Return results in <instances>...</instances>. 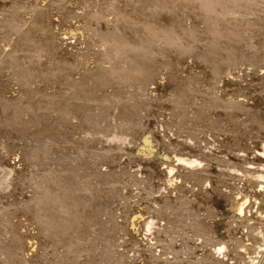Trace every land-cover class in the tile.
<instances>
[{
	"label": "rangeland",
	"instance_id": "1",
	"mask_svg": "<svg viewBox=\"0 0 264 264\" xmlns=\"http://www.w3.org/2000/svg\"><path fill=\"white\" fill-rule=\"evenodd\" d=\"M163 3L0 0V264L257 254L230 206L264 211V0Z\"/></svg>",
	"mask_w": 264,
	"mask_h": 264
},
{
	"label": "bare ground",
	"instance_id": "2",
	"mask_svg": "<svg viewBox=\"0 0 264 264\" xmlns=\"http://www.w3.org/2000/svg\"><path fill=\"white\" fill-rule=\"evenodd\" d=\"M160 1V3H162V1L165 3L166 2V4H167V6H169L170 4H173V8H174V5L175 6H177L178 8H180V9H183V10H185V11H187L188 13H196V12H200L201 13V11L203 12V11H205L206 12V10H207V12L208 11H211L212 9H214V8H216V10H217V7L216 6H219V4L223 1H225V0H159ZM228 1V0H227ZM232 1V0H231ZM237 1V0H236ZM168 2V3H167ZM163 3V4H164ZM227 3H229V2H227ZM156 4H158V2L156 3ZM169 4V5H168ZM226 4V3H225ZM224 4V5H225ZM227 5V4H226ZM230 5V4H229ZM161 6H162V4H161ZM167 6H164V7H167ZM221 6H223V4L221 5ZM163 7V6H162ZM170 7H172L171 5H170ZM176 7V10H178V8ZM224 7V6H223ZM209 9H211V10H209ZM224 9V8H223ZM174 11H175V8H174ZM219 11V10H218ZM221 11H222V9H221ZM179 12V11H178ZM184 11H182L181 10V13H183ZM187 12H185L184 13V17H185V14H188ZM220 12V11H219ZM203 14V13H202ZM213 14V13H212ZM182 15V14H181ZM200 15V14H199ZM206 15V14H205ZM209 15V14H208ZM122 16V15H121ZM201 16V15H200ZM188 17V16H187ZM193 17V16H192ZM196 17V16H195ZM186 18V17H185ZM189 20V19H188ZM191 20V19H190ZM229 29V28H228ZM225 30V29H224ZM227 31V30H226ZM229 32H231V31H229ZM112 34V33H111ZM114 34V33H113ZM120 34V33H119ZM126 34V33H125ZM226 34H228V32L226 33ZM121 35V34H120ZM129 35V34H128ZM127 35V36H128ZM223 35V34H222ZM106 36H108V35H106ZM105 36V37H106ZM110 36V35H109ZM113 36V35H112ZM116 36V35H115ZM117 36H118V34H117ZM126 36V37H127ZM121 37H123V36H121ZM118 38V37H117ZM128 38V37H127ZM127 38H124V40L125 39H127ZM132 38V37H131ZM228 38V37H227ZM116 38L113 36V38H111V39H109L108 40V38H107V40H108V42L110 41V40H115ZM123 39V38H122ZM106 40V41H107ZM118 40V39H117ZM121 39H120V36H119V40L118 41H120ZM129 41H127V42H130V43H132L134 40H136V39H128ZM133 40V41H132ZM123 40H121V42H122ZM120 42V43H121ZM110 43V42H109ZM114 43V42H113ZM119 43V42H118ZM124 43H126V42H124ZM129 43V44H130ZM131 45V44H130ZM130 45H128V46H130ZM120 46V45H119ZM124 47V46H123ZM115 48V47H114ZM150 138V137H149ZM150 142V141H149ZM150 149V148H149ZM262 149H263V151H261V153L264 155V145H263V147H262ZM179 160H181L180 162H184V163H186V164H189V165H193V164H195L196 163V160L195 159H193V160H189V159H187V158H178ZM198 161V160H197ZM185 165V164H184ZM186 166H188V165H186ZM194 166V165H193ZM193 166H191V167H193ZM190 167V166H189ZM174 169H173V167H171L170 168V172H172ZM7 172V171H6ZM256 172V171H255ZM254 173V172H253ZM8 174V173H7ZM6 174V175H7ZM10 174H11V172H10ZM257 174V173H256ZM256 176V175H255ZM258 178L260 179V178H262V179H264V174L263 173H260V174H258ZM256 179V178H255ZM261 180V179H260ZM258 184V183H257ZM262 184V183H261ZM257 190V189H256ZM259 191H261L262 193L261 194H263L264 195V185H260V188H259ZM241 194V193H240ZM259 203H260V200L259 199H257V198H252L251 196H249V195H247V194H241V195H237L236 196V198H234L233 200H232V203H231V209H232V216L234 217L235 215H237V216H239V218H241V216H242V218L243 219H245L246 217L245 216H248V214H249V212H252V210H251V205H253L252 207H254L255 208V206H256V210H255V214H254V217H255V219L256 218H258L259 219V221H258V219L257 220H255V221H257L260 225H262L261 223H263L264 224V214H263V212L262 211H260V208H259ZM164 209V208H163ZM231 212V211H230ZM249 215H251V214H249ZM141 216V215H140ZM252 216H253V214H252ZM252 216H250V218L252 217ZM142 217V216H141ZM249 217V216H248ZM247 217V218H248ZM135 218L136 217H134L133 218V220H132V222H131V224L135 227L137 224L134 222V221H136L135 220ZM138 218V217H137ZM235 218V217H234ZM246 218V219H247ZM154 219H156V217L155 218H153V217H149V218H142V220L144 221V223H145V228H146V231L148 232V234H151V232H153L154 230H152L153 228H154V225L156 224V221L154 220ZM249 219V218H248ZM248 219L246 220V221H248ZM252 219V218H251ZM141 220V221H142ZM241 220V219H240ZM254 221V220H253ZM249 222V221H248ZM252 223V225H254V222H251ZM161 224V223H160ZM242 224V223H241ZM245 224V222L242 224V225H244ZM246 224H247V222H246ZM246 224H245V226H246ZM157 225V224H156ZM155 225V226H156ZM238 225V224H237ZM248 225H250V226H252L251 224H248ZM260 225H259V227H260ZM244 226V227H245ZM250 226H247L248 228L250 227ZM258 226V225H257ZM253 227H255V225L253 226ZM160 228H161V226H160ZM199 228H201V227H199ZM156 229V228H155ZM256 229V228H255ZM258 229V228H257ZM261 229V228H260ZM133 230H134V228H133ZM246 230H247V228H246ZM244 231H245V229H244ZM248 231V230H247ZM264 233V232H263ZM147 234V233H146ZM245 234V233H244ZM247 234H248V232H247ZM258 236H262V231H259L258 232ZM256 235V234H255ZM264 235V234H263ZM257 236V235H256ZM257 236V237H258ZM202 238V237H201ZM262 238H264V236L262 237ZM225 244H227V243H224V244H218V245H215L216 246V250H215V252L217 251L218 253H223L225 250H226V245ZM231 245V244H230ZM252 245V244H251ZM237 246V245H236ZM257 246V245H256ZM229 247V246H228ZM244 249H242V251L243 250H246V248L247 247H243ZM258 252H257V254H255L254 256L253 255H251V254H249L248 255V257L250 258V259H248L249 261H248V263L249 264H264V239H263V244H261L260 246H258ZM248 249V248H247ZM227 250H228V248H227ZM230 251V250H229ZM236 251V250H235ZM245 252V251H244ZM247 252V251H246ZM217 253V254H218ZM226 253H229L228 251L226 252L225 251V254ZM241 253V252H240ZM250 253V252H249ZM224 254V253H223ZM247 254V253H246ZM215 255H216V253H215ZM244 255V254H243ZM206 256H207V254H206ZM226 256V255H225ZM222 257V256H221ZM223 258V257H222ZM236 259V258H235ZM226 260V259H225ZM245 260V259H244ZM221 262H223L224 261V259L223 260H220ZM246 262H244V264H245Z\"/></svg>",
	"mask_w": 264,
	"mask_h": 264
},
{
	"label": "built area",
	"instance_id": "3",
	"mask_svg": "<svg viewBox=\"0 0 264 264\" xmlns=\"http://www.w3.org/2000/svg\"><path fill=\"white\" fill-rule=\"evenodd\" d=\"M147 233H148V232H147ZM152 234H153V232H151V234H146L145 236H147V235H148V236H151Z\"/></svg>",
	"mask_w": 264,
	"mask_h": 264
}]
</instances>
